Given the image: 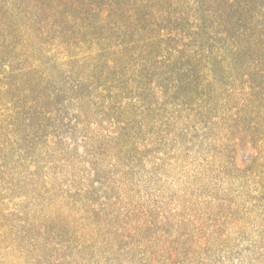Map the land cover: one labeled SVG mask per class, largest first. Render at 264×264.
<instances>
[{"label":"trees","instance_id":"1","mask_svg":"<svg viewBox=\"0 0 264 264\" xmlns=\"http://www.w3.org/2000/svg\"><path fill=\"white\" fill-rule=\"evenodd\" d=\"M29 1L0 9L54 35L53 67L0 83V264H264V50L201 27L183 60L118 27L119 0ZM60 20L106 28L101 59L54 56Z\"/></svg>","mask_w":264,"mask_h":264},{"label":"rangeland","instance_id":"2","mask_svg":"<svg viewBox=\"0 0 264 264\" xmlns=\"http://www.w3.org/2000/svg\"><path fill=\"white\" fill-rule=\"evenodd\" d=\"M2 1H5L8 6L7 2L10 0H0ZM4 8L2 5L0 9V83H10L15 79L28 80L32 81V87H36L43 78L44 69L53 67L52 63L44 64L46 59L39 56L43 53L38 49L39 38L42 43L44 40H50L54 35H49L47 39L44 30L39 32L37 29H30L27 22L14 18L11 11L5 13L6 8ZM109 15L112 21H116L118 27L119 25L127 27L132 23H139L140 27H146L145 30H148L149 34H156L154 36L156 42H159L161 35L167 36L165 51L168 53L177 51L176 56L183 60L184 48H179L180 46L186 45L196 51L199 46L205 45V37L202 38L198 34L201 27L205 29L203 33L207 32L211 39H222L223 50L229 54L235 49H237L235 52L239 53L256 51L261 53L264 50V2L261 0H119L118 7L111 10ZM41 18L44 19V17ZM239 18L242 22H238ZM199 19L204 25L199 24ZM256 21H259L258 27ZM58 22L63 25L61 34L67 44L46 47L48 50L55 49L54 56L58 55V59L62 56L59 53L66 55L67 48L73 54L80 51L87 53H91L92 50L101 51V43L97 37H105L106 28H104L105 31L97 28L91 38L90 35L83 38L82 31L70 29L71 25H64L62 20ZM68 29L71 32H68ZM224 32L227 34H223ZM54 33L57 34V32ZM249 40L253 41L248 42ZM214 46L218 49L221 47L217 42L213 45L216 49ZM77 47H81V50ZM94 53L91 54L100 60L101 54ZM20 69H23V73H18ZM23 74L26 76H22ZM76 76L77 74L74 77ZM9 94L0 91V100L7 98Z\"/></svg>","mask_w":264,"mask_h":264}]
</instances>
